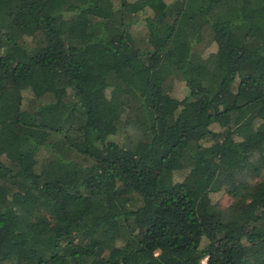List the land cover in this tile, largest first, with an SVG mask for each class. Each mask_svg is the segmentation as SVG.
I'll list each match as a JSON object with an SVG mask.
<instances>
[{"label":"trees","instance_id":"16d2710c","mask_svg":"<svg viewBox=\"0 0 264 264\" xmlns=\"http://www.w3.org/2000/svg\"><path fill=\"white\" fill-rule=\"evenodd\" d=\"M202 259L264 264V0H0V264Z\"/></svg>","mask_w":264,"mask_h":264},{"label":"rangeland","instance_id":"374dc122","mask_svg":"<svg viewBox=\"0 0 264 264\" xmlns=\"http://www.w3.org/2000/svg\"><path fill=\"white\" fill-rule=\"evenodd\" d=\"M155 14H159V8H156ZM210 49L213 52L215 50V47L213 46ZM168 95L181 101L185 96L183 85L179 82H174L170 91L168 92ZM24 96H26V94H24ZM173 178L176 182H188L190 180V177L187 175L186 172L175 173ZM211 199L212 203H216L221 208L226 207L230 202V200L224 195V193L214 194L212 195Z\"/></svg>","mask_w":264,"mask_h":264},{"label":"built area","instance_id":"2783aa9c","mask_svg":"<svg viewBox=\"0 0 264 264\" xmlns=\"http://www.w3.org/2000/svg\"><path fill=\"white\" fill-rule=\"evenodd\" d=\"M199 264H206V259H202Z\"/></svg>","mask_w":264,"mask_h":264}]
</instances>
